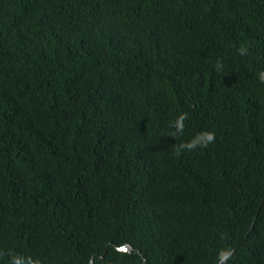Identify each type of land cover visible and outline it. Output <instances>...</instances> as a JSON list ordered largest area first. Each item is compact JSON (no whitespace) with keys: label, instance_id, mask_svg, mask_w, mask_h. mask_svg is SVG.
<instances>
[{"label":"trees","instance_id":"trees-1","mask_svg":"<svg viewBox=\"0 0 264 264\" xmlns=\"http://www.w3.org/2000/svg\"><path fill=\"white\" fill-rule=\"evenodd\" d=\"M261 71L264 0H0V264H264Z\"/></svg>","mask_w":264,"mask_h":264},{"label":"clouds","instance_id":"clouds-1","mask_svg":"<svg viewBox=\"0 0 264 264\" xmlns=\"http://www.w3.org/2000/svg\"><path fill=\"white\" fill-rule=\"evenodd\" d=\"M259 78L261 81H264V71H261L259 73ZM184 115L181 114L179 117H177V120L175 122V127L178 131L183 130V120H184ZM214 140V134L211 131H205L200 133L194 140L189 141L187 143H184L180 146V148H187V149H192L195 147L197 144H200L202 146H206L207 143H210ZM179 148L177 149V154L179 153ZM124 246V245H123ZM122 247V246H120ZM119 247V248H120ZM229 253L227 251H223L220 255V258L222 260L226 259Z\"/></svg>","mask_w":264,"mask_h":264},{"label":"water","instance_id":"water-1","mask_svg":"<svg viewBox=\"0 0 264 264\" xmlns=\"http://www.w3.org/2000/svg\"><path fill=\"white\" fill-rule=\"evenodd\" d=\"M122 250H129L130 249V246L129 245H124L122 247H120ZM89 264H92V258L90 259V262Z\"/></svg>","mask_w":264,"mask_h":264}]
</instances>
